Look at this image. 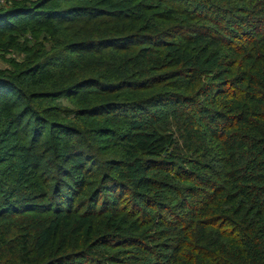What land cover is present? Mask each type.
Instances as JSON below:
<instances>
[{
  "label": "trees",
  "instance_id": "trees-1",
  "mask_svg": "<svg viewBox=\"0 0 264 264\" xmlns=\"http://www.w3.org/2000/svg\"><path fill=\"white\" fill-rule=\"evenodd\" d=\"M0 57V264H264V0H7Z\"/></svg>",
  "mask_w": 264,
  "mask_h": 264
},
{
  "label": "rangeland",
  "instance_id": "rangeland-1",
  "mask_svg": "<svg viewBox=\"0 0 264 264\" xmlns=\"http://www.w3.org/2000/svg\"><path fill=\"white\" fill-rule=\"evenodd\" d=\"M6 66H7V65H6V62L4 61L3 58L0 57V68H4V67H6Z\"/></svg>",
  "mask_w": 264,
  "mask_h": 264
},
{
  "label": "built area",
  "instance_id": "built-area-1",
  "mask_svg": "<svg viewBox=\"0 0 264 264\" xmlns=\"http://www.w3.org/2000/svg\"><path fill=\"white\" fill-rule=\"evenodd\" d=\"M6 1L7 0H0V7L3 6V5H5Z\"/></svg>",
  "mask_w": 264,
  "mask_h": 264
},
{
  "label": "water",
  "instance_id": "water-1",
  "mask_svg": "<svg viewBox=\"0 0 264 264\" xmlns=\"http://www.w3.org/2000/svg\"><path fill=\"white\" fill-rule=\"evenodd\" d=\"M45 264H48V263H45Z\"/></svg>",
  "mask_w": 264,
  "mask_h": 264
}]
</instances>
